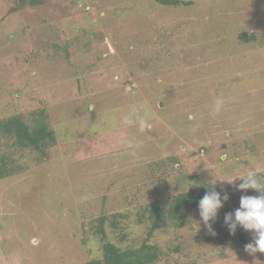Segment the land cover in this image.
Instances as JSON below:
<instances>
[{
    "label": "rangeland",
    "instance_id": "1",
    "mask_svg": "<svg viewBox=\"0 0 264 264\" xmlns=\"http://www.w3.org/2000/svg\"><path fill=\"white\" fill-rule=\"evenodd\" d=\"M184 1L43 0L10 12L14 1L0 0V117L42 104L52 124L93 116L80 138L28 164L23 181L0 186L14 198L0 208V264H84L100 245L88 221L129 214L134 195H152L145 184L164 201L194 188L195 174L212 182L264 171V0ZM242 31L257 41L242 43ZM170 155L179 160L170 176L149 170ZM241 182L218 181L217 190ZM235 192L230 212L240 206ZM129 226L119 229L123 245L139 244L144 226ZM218 226L222 243L198 208L181 228L164 224L151 238L164 249L156 264H264V253L244 250L252 233L231 234L219 215Z\"/></svg>",
    "mask_w": 264,
    "mask_h": 264
},
{
    "label": "trees",
    "instance_id": "2",
    "mask_svg": "<svg viewBox=\"0 0 264 264\" xmlns=\"http://www.w3.org/2000/svg\"><path fill=\"white\" fill-rule=\"evenodd\" d=\"M13 1L14 5L10 8V12L43 3V0ZM156 1L161 5L170 7L190 3L184 0ZM237 39L245 44H253L257 41V36L254 32L242 31L237 34ZM135 108L137 109L136 106ZM87 114L89 113L86 111L81 118H78V124L76 120L71 121L74 123L67 122L70 119L52 124L51 119H49V113L45 105L42 104V107L29 112H14L11 115L0 117V186L4 188V185L8 183L11 185L20 183V181L25 179L21 177L25 176L26 172H30L28 164H31V162L38 164L46 157H50L48 151L52 150V148L54 150L59 149L62 144L80 138V133L84 127L87 125L90 127L92 124L93 116H87ZM262 141H264V137ZM225 147V144L220 146L222 150ZM203 148L205 149L204 151L209 149L206 146H203ZM250 149H252L250 151L252 154L255 153L254 148ZM192 153H199V151L197 149ZM62 156L63 158L68 157L67 153L63 152L54 154L51 159H57L56 162H58V159ZM25 157H28V159ZM26 161L28 162L26 163ZM218 161L220 164L223 162L219 158ZM178 163V158L170 155L160 160L149 162L148 168L152 170L155 169V166L161 165L162 171L166 173L165 177H168L171 175L170 171L178 169L175 168ZM224 163L226 164V161ZM53 165L55 164H52L49 170L52 169ZM31 172L33 171L31 170ZM149 176L151 175L149 174ZM258 176L264 179V171L258 172ZM183 177L185 176L181 175L180 178L178 177L175 183L177 187L186 184ZM193 178L197 182L194 188L188 187V189L174 192V194L170 195V198L166 199L167 201L158 198L160 196L159 193L153 192L152 186L145 184V191H152V195L146 196L142 200L138 195H134L130 201H137V203H135L136 206L134 208L128 209L130 210L129 214L122 211L114 214L101 212L98 216L91 218L88 221L90 228H87V230L95 238L99 239V253L90 257L84 264H156L164 256V249L152 242L151 238H153L154 232L161 229L169 221L177 228L183 227L192 209L198 208L199 200L209 190L211 184L209 179L199 174H195ZM227 192L234 199L235 187L228 186ZM3 194L6 197L2 196V193L0 194V208L3 207L4 200H14V198L7 197L8 193L3 192ZM106 195L103 194L100 197L103 202L107 198ZM242 195L256 196L259 193L254 189H248L247 191H241V194L235 199H240ZM228 212H230V208L223 206L219 210L218 215L224 219L225 213ZM124 218H127L125 222L120 221ZM132 221L134 225L144 226L146 237L139 244L123 245L126 234L119 232V229L127 230ZM239 231H241V228L238 227L235 233ZM215 233L220 235L222 243V238L227 232L222 230L221 226H218ZM206 238L209 240L207 236ZM174 250L178 251V246Z\"/></svg>",
    "mask_w": 264,
    "mask_h": 264
},
{
    "label": "clouds",
    "instance_id": "3",
    "mask_svg": "<svg viewBox=\"0 0 264 264\" xmlns=\"http://www.w3.org/2000/svg\"><path fill=\"white\" fill-rule=\"evenodd\" d=\"M223 99L216 100V111L223 106ZM189 120L194 119L190 114ZM130 122V121H126ZM144 122L141 121V130H143ZM224 159L225 157H221ZM234 179L242 182L236 185V189L247 191L248 189L256 190L259 195L250 196L242 195L240 197V206L234 212H228L224 215V224L227 226L231 234H235L237 228L252 233L253 241L244 246V250L250 255L257 252L264 253V179L258 176L254 170H248L246 173L235 175L229 179L215 178L206 191L205 195L199 200L198 210L204 227L210 234H215L214 223L218 219V213L223 208L225 202L229 199V194L222 190H217V182L227 180L232 183Z\"/></svg>",
    "mask_w": 264,
    "mask_h": 264
}]
</instances>
